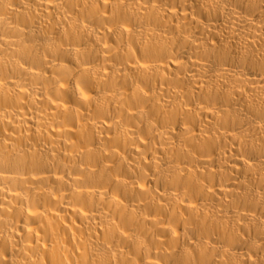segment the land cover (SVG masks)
<instances>
[{
    "label": "bare ground",
    "instance_id": "6f19581e",
    "mask_svg": "<svg viewBox=\"0 0 264 264\" xmlns=\"http://www.w3.org/2000/svg\"><path fill=\"white\" fill-rule=\"evenodd\" d=\"M0 264H264V0H0Z\"/></svg>",
    "mask_w": 264,
    "mask_h": 264
}]
</instances>
